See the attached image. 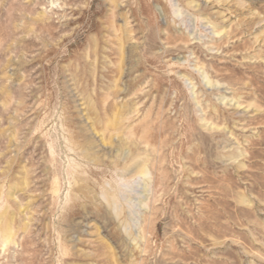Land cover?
<instances>
[{"label": "rangeland", "instance_id": "rangeland-1", "mask_svg": "<svg viewBox=\"0 0 264 264\" xmlns=\"http://www.w3.org/2000/svg\"><path fill=\"white\" fill-rule=\"evenodd\" d=\"M0 264H264V0H0Z\"/></svg>", "mask_w": 264, "mask_h": 264}, {"label": "bare ground", "instance_id": "bare-ground-1", "mask_svg": "<svg viewBox=\"0 0 264 264\" xmlns=\"http://www.w3.org/2000/svg\"><path fill=\"white\" fill-rule=\"evenodd\" d=\"M121 144V143H120ZM125 146V145H124ZM118 150V149H117ZM114 155V154H113ZM116 155V154H115ZM122 156V155H121ZM127 156V155H126ZM115 157V156H114ZM126 158H128V160H129V162H131V163H129L128 161H127V163H126V166L124 167V169L125 170H127V168L128 167H130V166H132V164H134L135 165V163H134V161L132 160L133 159V157L130 155L129 157H126ZM118 159V158H117ZM116 159V160H117ZM126 160V159H125ZM133 165V166H134ZM131 169V168H130ZM135 170V169H134ZM136 171H138L139 173H141V174H144L146 171H147V167H146V163L145 164H138V166H137V170Z\"/></svg>", "mask_w": 264, "mask_h": 264}]
</instances>
